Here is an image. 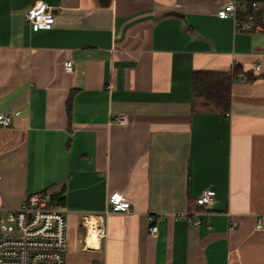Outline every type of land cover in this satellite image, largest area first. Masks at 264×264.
I'll list each match as a JSON object with an SVG mask.
<instances>
[{
	"label": "crops",
	"instance_id": "0c3cea01",
	"mask_svg": "<svg viewBox=\"0 0 264 264\" xmlns=\"http://www.w3.org/2000/svg\"><path fill=\"white\" fill-rule=\"evenodd\" d=\"M38 1L56 18L34 31ZM225 2L0 0V207L64 186L66 264H264V31L220 18ZM236 66L253 78L234 82L228 113L194 104L195 70ZM206 189L214 204L191 211ZM115 193L131 209L110 212L98 241L84 217Z\"/></svg>",
	"mask_w": 264,
	"mask_h": 264
},
{
	"label": "built area",
	"instance_id": "2783aa9c",
	"mask_svg": "<svg viewBox=\"0 0 264 264\" xmlns=\"http://www.w3.org/2000/svg\"><path fill=\"white\" fill-rule=\"evenodd\" d=\"M251 6L255 10H263L260 3L252 0ZM249 2L240 0H226L223 7L218 10L220 18L232 17L236 29L244 31H264V25L255 22L254 15L248 12ZM246 13V18L241 19L240 14ZM55 10L43 1H38L25 13V19L34 31L50 28L55 22ZM258 69L261 64H257ZM65 70L75 72L73 60L64 62ZM241 77L247 78L245 73ZM119 124H127L126 114H119L114 118ZM12 117L8 113H0V128L10 126ZM51 192L40 190L31 193L28 198L15 209L0 207V264H66L68 248L67 218L61 207L50 204ZM214 193L206 189L197 198V203L203 208L214 204ZM131 209L130 201L121 193H115L108 198V207L102 214L85 216L88 234L94 231L97 240L105 239L108 235L105 227V217L110 212H126ZM198 212H182L179 216L186 218L191 224L201 222ZM163 213L150 214V234L158 232L156 221ZM236 222L230 224L234 228ZM256 228H264V214H259Z\"/></svg>",
	"mask_w": 264,
	"mask_h": 264
},
{
	"label": "trees",
	"instance_id": "16d2710c",
	"mask_svg": "<svg viewBox=\"0 0 264 264\" xmlns=\"http://www.w3.org/2000/svg\"><path fill=\"white\" fill-rule=\"evenodd\" d=\"M250 1L248 12L254 15L253 20L255 22H260L264 25L263 10L253 9ZM240 18L245 19L246 13H241ZM241 73H245L246 79L250 80L253 78L252 72H242L241 68L237 66L230 71L195 70L191 76V90L194 104L200 99L206 105L212 106L224 114L228 113L232 105V86ZM67 110L68 114H71V96L67 102ZM51 196V205L56 207L65 206L66 191L64 186L60 190L52 192ZM188 205H190L191 211L192 209H203V207L197 203V199L194 201L189 199Z\"/></svg>",
	"mask_w": 264,
	"mask_h": 264
},
{
	"label": "bare ground",
	"instance_id": "6f19581e",
	"mask_svg": "<svg viewBox=\"0 0 264 264\" xmlns=\"http://www.w3.org/2000/svg\"><path fill=\"white\" fill-rule=\"evenodd\" d=\"M91 234H93V236L96 238V236H95V233H94V231H93V230H92ZM96 239H97V238H96Z\"/></svg>",
	"mask_w": 264,
	"mask_h": 264
}]
</instances>
